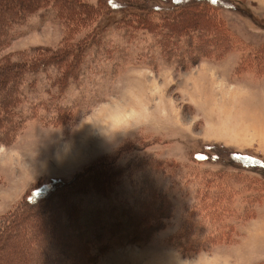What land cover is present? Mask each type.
Listing matches in <instances>:
<instances>
[{
	"label": "rangeland",
	"instance_id": "obj_1",
	"mask_svg": "<svg viewBox=\"0 0 264 264\" xmlns=\"http://www.w3.org/2000/svg\"><path fill=\"white\" fill-rule=\"evenodd\" d=\"M117 1L0 0V264H264V0Z\"/></svg>",
	"mask_w": 264,
	"mask_h": 264
},
{
	"label": "trees",
	"instance_id": "obj_2",
	"mask_svg": "<svg viewBox=\"0 0 264 264\" xmlns=\"http://www.w3.org/2000/svg\"><path fill=\"white\" fill-rule=\"evenodd\" d=\"M74 1L78 2L79 5L81 4V1L83 2V0H74ZM105 1H107V6L111 10L118 9V6H120V7L121 6H125L124 4H120L117 0H105ZM130 6H131V4H130ZM62 8H65V7H60V10H62ZM82 8H84V7H82ZM143 9L145 11H148V12L149 11L150 12H158V13L159 12H163L159 8H146L145 7ZM138 11L139 10L131 9V10L128 11L129 12L128 14H131V13L135 14V16H137V17L138 16L142 17L141 14H143V15L148 14V13H144V11H142V12H138ZM171 11L174 12L175 10L174 11L172 9L171 10H167V13H170ZM76 14H77V11L71 10L70 13H67V17L72 21L75 18ZM83 15L87 16V14H83ZM77 16H78V14H77ZM67 17H65V18L69 21V19ZM142 19H144V18H142ZM137 24H138V22H137ZM69 25H71V24H69ZM68 27H70V26H68ZM82 43H83L82 41H76V45L77 44H82ZM70 46H71V44L69 42H66V41L60 47H55V48H50L48 46H38L37 48L30 49L29 50L30 51L29 54L27 52H23V53H27V56L29 57L27 60L25 59L23 61H26V63H28L29 65H30V63L31 64L34 63V64L39 65L40 63H43L45 58L49 59L51 57H55V58L57 57L56 59L53 58L52 61L60 59L61 61L60 62L58 61V62L61 65V68H62V66L66 67V70H65L66 72L63 70L65 72L64 76L69 77L73 73V70H76V68L79 67V65H77L78 57L82 58V53L80 54L81 48L79 49L78 47H76L74 51L70 52V50H71ZM21 54L22 53H20L19 56H21ZM68 56L71 57V58H69L67 60ZM23 61L22 60H18V61H15L13 64L9 65V61H5L3 59H0V77H4L6 75H9L7 73L9 71H11V69L20 68V63L23 62ZM10 66H13V67H10ZM2 97H5V96H2ZM3 107H5V106H3ZM3 107H1V104H0V110L3 109ZM9 123H11V121H9ZM217 148H218V145H217ZM237 160H239L240 162H243L245 164L246 163L250 164V162H253V161L249 160L248 158L244 157L243 155L237 156ZM41 189H42V186H41V188H38L37 190L34 189L37 192H35L34 190L33 191L31 190V192H30L31 196L28 197V200L29 201H36V198L38 196H43L44 195L42 193H44L48 189L51 190V192H52V191L56 190V187H54V185H51V184L48 183V185L43 189V191H41Z\"/></svg>",
	"mask_w": 264,
	"mask_h": 264
}]
</instances>
